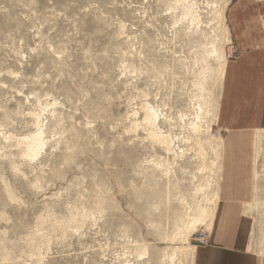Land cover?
<instances>
[{
	"label": "rangeland",
	"instance_id": "1",
	"mask_svg": "<svg viewBox=\"0 0 264 264\" xmlns=\"http://www.w3.org/2000/svg\"><path fill=\"white\" fill-rule=\"evenodd\" d=\"M239 5L264 44V0H0V264H198L193 242L224 248ZM260 113L242 253L264 264Z\"/></svg>",
	"mask_w": 264,
	"mask_h": 264
},
{
	"label": "crops",
	"instance_id": "2",
	"mask_svg": "<svg viewBox=\"0 0 264 264\" xmlns=\"http://www.w3.org/2000/svg\"><path fill=\"white\" fill-rule=\"evenodd\" d=\"M230 18L235 32L239 33L235 34V42L242 55L227 77L223 107L228 118L229 136L223 141V174L220 169L216 223L212 226L215 232L211 238L220 241L224 248L209 246L208 240L198 248V264H258L242 253L247 247L248 234L242 213L251 199V141L248 138L253 131L252 123L261 119V113H257L262 112L264 103V44L256 35L259 23L250 9L242 11L240 5L236 6L231 10Z\"/></svg>",
	"mask_w": 264,
	"mask_h": 264
},
{
	"label": "bare ground",
	"instance_id": "3",
	"mask_svg": "<svg viewBox=\"0 0 264 264\" xmlns=\"http://www.w3.org/2000/svg\"><path fill=\"white\" fill-rule=\"evenodd\" d=\"M222 75L224 76V69H223ZM254 75H255V74H254ZM238 81H239V80H238ZM255 82H256V81H255ZM239 83H241V82L239 81ZM252 87H253V86H252ZM252 87H251V88H252ZM232 88H233V87H232ZM240 91H241V90H240ZM251 92H252V91H251ZM243 93L245 94V92H243ZM244 94H243V95H244ZM234 101H236V99H235ZM234 101H233V102H234ZM235 103H236V102H235ZM249 104H250V103H249ZM231 105H232V104H231ZM231 108H232V107H231ZM148 111H149V110H148ZM146 112H147V111H146ZM229 114H230V113H229ZM151 115H152L151 113H148V112H147V114H146V119H150V118H151ZM160 136H161V135H160ZM163 137H164V136H163ZM163 137H162V138H163ZM162 138L160 137V139H162ZM162 140H163V139H162ZM166 140H167V139H166ZM166 140H165V142H166ZM167 141H168V140H167ZM34 142H37V141H34ZM38 142H39V141H38ZM38 142H37V144H38ZM161 142H164V140L161 141ZM167 145H168V143L166 144V146H167ZM36 146H37V145H36ZM196 243H197V242H196ZM199 244H201V243H199ZM202 245H203V244H202Z\"/></svg>",
	"mask_w": 264,
	"mask_h": 264
},
{
	"label": "built area",
	"instance_id": "4",
	"mask_svg": "<svg viewBox=\"0 0 264 264\" xmlns=\"http://www.w3.org/2000/svg\"><path fill=\"white\" fill-rule=\"evenodd\" d=\"M199 242H200V243H206V242H207V239H206V237H204V239H203V240H201V239H200V240H199Z\"/></svg>",
	"mask_w": 264,
	"mask_h": 264
},
{
	"label": "water",
	"instance_id": "5",
	"mask_svg": "<svg viewBox=\"0 0 264 264\" xmlns=\"http://www.w3.org/2000/svg\"><path fill=\"white\" fill-rule=\"evenodd\" d=\"M193 245H194V246H200L201 244L196 243V242H193Z\"/></svg>",
	"mask_w": 264,
	"mask_h": 264
}]
</instances>
